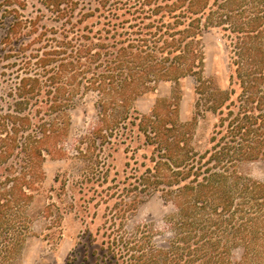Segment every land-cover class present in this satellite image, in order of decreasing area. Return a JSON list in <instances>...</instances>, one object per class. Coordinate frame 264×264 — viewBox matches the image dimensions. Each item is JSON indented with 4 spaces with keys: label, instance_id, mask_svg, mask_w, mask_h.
<instances>
[{
    "label": "trees",
    "instance_id": "16d2710c",
    "mask_svg": "<svg viewBox=\"0 0 264 264\" xmlns=\"http://www.w3.org/2000/svg\"><path fill=\"white\" fill-rule=\"evenodd\" d=\"M27 6L0 22V264H20L44 196L46 238L62 235L66 214L85 223L84 264H264V182L242 171L264 159V0ZM212 31L229 52L225 89L206 76ZM189 78L188 122L177 95L140 113L142 95ZM89 95L96 121L71 142V113ZM207 114L213 130L198 149ZM49 158L68 163L50 189L56 199L44 187ZM154 195L172 207L171 238L148 224L129 228Z\"/></svg>",
    "mask_w": 264,
    "mask_h": 264
},
{
    "label": "rangeland",
    "instance_id": "374dc122",
    "mask_svg": "<svg viewBox=\"0 0 264 264\" xmlns=\"http://www.w3.org/2000/svg\"><path fill=\"white\" fill-rule=\"evenodd\" d=\"M27 1V12H33L42 8L43 0H0V22L9 15L19 2ZM1 33V32H0ZM205 57H206V76L213 78L216 84L225 89L228 85L229 75V52L226 44L218 33L212 31L204 38ZM174 95L179 97V114L182 122H188L194 112L195 105V81L191 78L186 79L181 85L173 83H161L155 90L142 95L137 102V108L142 114H149L151 110L160 102H165ZM72 128L70 141L85 133L96 121L97 108L95 107V97L89 95L83 99L72 111ZM215 117L207 114L199 120L196 130L195 146L198 149L204 148L213 130ZM116 164L119 168L125 162L122 151L116 155ZM68 167L64 160L49 158L45 164L46 181L44 187L48 191V197L53 195L56 199V192H50L51 188L56 187L55 177ZM242 171L254 180L264 182V159L246 164ZM47 201V203H46ZM50 204L51 200L39 198L36 202V210L31 223V237L24 248L20 264H84V250L82 248L85 240L83 234L86 229L85 223L74 212L66 214L62 222V235L53 239L46 238L49 234L47 230L49 220L46 219L44 204ZM172 212V207L167 206L159 195H154L143 204L139 211L129 222V228L137 225H152L157 231L163 232L165 229L166 217ZM99 222L90 225V229L96 232ZM164 236L158 235L156 241L163 243Z\"/></svg>",
    "mask_w": 264,
    "mask_h": 264
},
{
    "label": "clouds",
    "instance_id": "9594fccd",
    "mask_svg": "<svg viewBox=\"0 0 264 264\" xmlns=\"http://www.w3.org/2000/svg\"><path fill=\"white\" fill-rule=\"evenodd\" d=\"M252 178H256L255 176H253ZM164 235L167 237V238H171L174 236V230H172L170 227H166L164 229ZM234 252H241L242 250L240 249H235L233 250ZM236 260H239V256L236 257Z\"/></svg>",
    "mask_w": 264,
    "mask_h": 264
}]
</instances>
